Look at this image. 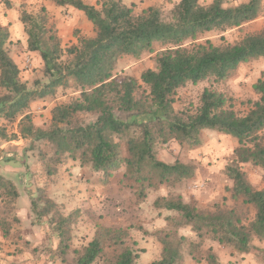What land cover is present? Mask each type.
I'll use <instances>...</instances> for the list:
<instances>
[{
	"label": "trees",
	"instance_id": "1",
	"mask_svg": "<svg viewBox=\"0 0 264 264\" xmlns=\"http://www.w3.org/2000/svg\"><path fill=\"white\" fill-rule=\"evenodd\" d=\"M51 1L83 11L92 22L94 33L83 35L76 31L77 42L64 49L46 16L32 14L23 7L20 19L27 35L26 50L39 54L44 75L49 79L40 90L31 91L7 48L10 30L0 23V88L4 90L0 95V116L10 122L19 118V136L47 140L54 145L57 156L66 154L78 159L81 165H88L105 177L125 165L124 177L138 200L145 199L151 189L163 184L177 185L196 175L192 163L162 159L157 153L158 143L176 140L181 146L198 147L206 129L236 137V165L228 169L233 181L232 204L209 209L186 203L180 195L156 199L157 208L173 212L176 218H168L172 230L160 228L153 233L162 244V252L151 264H181L186 252L194 260H201L197 256L201 241L179 237L181 228H191L200 236L203 231L210 233L220 243L232 245L240 252L254 250L253 237L264 238V188L254 186L240 164L264 168V139L260 135L264 130V74L253 86L259 98L249 101L251 108L244 114L237 112L231 99L216 90L213 83L226 80L241 63L264 58V30L248 33L234 44L207 41L188 47L186 43L211 31L242 28L263 13L264 0H248L234 6H225L226 0H213L210 4L180 0L172 9L171 20H165L156 7L134 13L122 0H97V4L85 0ZM154 42H160L165 49L157 56L156 68L142 74L148 90L141 92L138 78L116 74L115 70L121 58L140 57ZM203 80L210 85L204 88L199 105L178 111L175 100L179 89ZM70 87L78 90L79 96L51 109L50 129L36 127L27 112L30 102L54 98L60 89L66 92ZM82 112L95 115V120L79 122L77 114ZM17 134L3 137L13 140ZM123 142L128 153L125 157ZM3 194L19 197L14 183L0 177V197ZM57 204L40 188L39 195L32 199V211L38 218L53 215ZM250 209L254 211L253 218L249 217ZM73 214L54 222L61 240L65 236L62 225L69 223ZM123 235L121 229L98 224L78 264L105 259L110 247L120 252L109 264H138V253ZM258 251L264 258V250ZM207 259L210 264H222L211 251Z\"/></svg>",
	"mask_w": 264,
	"mask_h": 264
},
{
	"label": "rangeland",
	"instance_id": "2",
	"mask_svg": "<svg viewBox=\"0 0 264 264\" xmlns=\"http://www.w3.org/2000/svg\"><path fill=\"white\" fill-rule=\"evenodd\" d=\"M90 1L97 4V0L87 2ZM178 1L180 0H122L124 4L133 8L134 13H140L149 7L159 8L165 20H171L172 9ZM212 1L201 0L203 4ZM246 1L248 0H226L225 6H234ZM23 7L32 14L46 16L48 26L55 28L64 49L77 42L76 31L83 35H92L94 30L92 22L84 12L73 7L56 6L51 0H0V23L10 30L7 48L19 63L22 80L27 83L29 90L35 91L40 90L49 79L44 75L41 58L33 56L26 50L27 35L20 19ZM261 30H264V8L257 19L245 23L242 28L211 31L196 41L187 42L186 45L191 47L195 43L206 44L207 41L215 45L234 44L246 34ZM163 49L165 47L160 42H154L152 48L140 57L125 56L119 60L115 73L138 78L142 84L141 92L148 90L141 80L142 74L148 69L156 68L157 56ZM263 74L264 58L253 59L241 63L231 71L226 80L213 83V87L231 99L237 112L244 114L251 108L249 101L259 98L253 86ZM209 85L208 80H203L180 88L175 100L176 109L182 111L196 108L204 88ZM3 93L4 90L0 88V95ZM78 96L79 91L73 87L68 88L66 92L60 89L54 98L32 100L27 112L31 113L36 127L48 130L52 127L51 109L56 104L69 103ZM18 119L16 122H10L0 116L1 138L5 134L9 137L17 133L19 135ZM77 120L89 123L95 120V115L78 113ZM260 135L264 139V130ZM16 140L19 142L17 147L6 150V154L2 153L1 156L15 153L13 164L23 167L26 173L25 178H16L24 198L22 202L20 201V207L27 209L26 212L28 210L31 212L32 199L39 195L40 188L44 189L46 197L58 202L53 209V215L38 218L33 211L31 212L33 223L28 226L27 233L31 234V229L38 228L40 235L44 237L28 244L22 243L23 247L18 246L17 253L23 255L25 249H33L36 255L39 251H48L47 264H78L84 248L94 238L98 224L121 229L124 239L133 245L138 253L137 263L151 264L160 258L162 252V244L153 233L160 228L172 230L168 218H176L173 212L157 208L156 199L180 195L186 203L209 209L216 205L232 204L230 196L233 181L228 169L236 165L234 152L239 142L236 137L218 130H204L202 144L198 147L181 146L176 140H171L167 144L158 143L157 153L162 159L170 163L177 159L192 163L196 166V175L177 185L163 184L157 189H151L147 197L141 200L137 199L134 191L128 186L129 181L124 177L125 165L107 177L88 165H81L82 169L76 172L74 165L78 166L80 161L66 154L57 156L54 145L47 140H32L21 136ZM122 152L124 157L128 155L125 142L122 143ZM240 166L254 186L264 188V168L252 163H241ZM48 170L51 171L50 174ZM2 197L0 215L5 219L6 227L12 224L14 235H18L22 227V221L17 216L18 199L9 194H3ZM41 202L43 205L44 200ZM73 212L69 223L61 224V229L65 231L64 239L61 240L60 229L54 222ZM249 217H254L253 209H250ZM202 234L198 235L191 228L179 229V237L190 238L195 242L201 241V246L197 249V256L201 260H194L186 252L181 264H210L207 259L210 251L222 264H264L263 255L258 251L264 250V238L254 236L252 239L254 250L244 253L232 245L220 243L210 233L203 231ZM18 237L19 240L23 239L21 236ZM18 244L20 245L19 242ZM119 252L115 247L107 248L106 258L96 260L93 264H109V261L113 263ZM30 259L32 258H25V261Z\"/></svg>",
	"mask_w": 264,
	"mask_h": 264
},
{
	"label": "crops",
	"instance_id": "3",
	"mask_svg": "<svg viewBox=\"0 0 264 264\" xmlns=\"http://www.w3.org/2000/svg\"><path fill=\"white\" fill-rule=\"evenodd\" d=\"M85 1L87 2L89 0H85ZM88 3L93 4L92 1ZM26 46H27V42H26ZM28 52L33 54V56H36V55L39 56V54L36 52H31V51H28ZM16 62L18 63L17 60ZM43 100H46V99H43ZM45 104H47V102H45ZM31 105L33 106V103H31ZM17 144H19V142L16 139L9 140L8 138L0 137V177H4L5 179L11 180L19 192L20 196L17 198L18 202L16 203V206H18L17 216L22 221V227L20 231L17 233L18 235H14V228H11L12 224L10 225L8 224V227H6L7 224L5 225L4 223L5 219L1 217L0 215V264H27L31 262H33L34 264H47L48 263L47 258H49L48 251H39L38 254L36 255L33 253L34 252L33 249H25V251L23 252L24 256L22 254L19 255L17 253L18 246L23 247L22 243L28 244V242H35L38 238L44 237L43 235H40L39 233L40 230L38 228L31 229L30 230L31 234L27 233L28 226L33 223V217L31 216L32 210L30 209L31 212H29V210L26 212L25 210L27 209H22L20 207V201L22 202L24 198H22V192L20 191L19 185L16 182V178L26 177L24 168L18 166L17 164H13V161H14L13 159H15V153L14 155H11L9 153L8 156H5V155L1 156L3 155L2 153L6 154L5 153L7 152L6 150L17 147ZM74 168L76 172L78 169L80 171V169H82L81 163L78 164V166L74 165ZM2 198L3 197H0V199ZM1 203L2 205H4V202L1 201ZM7 220L9 221V219ZM18 236H21L23 239L19 240ZM18 242L20 243V245L18 244ZM29 257H31L32 259L25 261V258H29ZM38 257H40L41 259L39 260ZM158 259L159 258H157V260Z\"/></svg>",
	"mask_w": 264,
	"mask_h": 264
}]
</instances>
